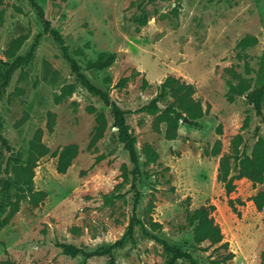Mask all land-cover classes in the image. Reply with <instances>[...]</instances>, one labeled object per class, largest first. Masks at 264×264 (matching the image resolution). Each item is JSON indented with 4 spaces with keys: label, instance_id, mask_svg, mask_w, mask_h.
I'll list each match as a JSON object with an SVG mask.
<instances>
[{
    "label": "rangeland",
    "instance_id": "obj_1",
    "mask_svg": "<svg viewBox=\"0 0 264 264\" xmlns=\"http://www.w3.org/2000/svg\"><path fill=\"white\" fill-rule=\"evenodd\" d=\"M36 1L43 16L30 0H0V264H167L168 252L138 223L112 258L94 254L119 239L132 216L199 264H264V206L253 203L264 182L236 178L227 194L217 179L222 154L249 155L264 141V97L261 113L247 97L264 79V0ZM45 20L80 72L129 111L135 175L110 106L81 84L44 31ZM246 35L256 41L243 46ZM33 44L27 62L14 61ZM108 52L115 61L94 67ZM134 71L140 73L124 87L115 85ZM169 74L193 84V92L167 96L154 113L135 111ZM242 80L246 89L231 93L228 82ZM171 101L184 116L176 123L162 112ZM188 113L199 116L190 121ZM72 144L76 154L59 172L58 155ZM29 159L35 165L22 169ZM9 180L17 185H6ZM201 205L213 206L226 248L194 245L186 210ZM58 242L82 246L90 256L65 254ZM229 252L232 258L224 259Z\"/></svg>",
    "mask_w": 264,
    "mask_h": 264
},
{
    "label": "trees",
    "instance_id": "obj_2",
    "mask_svg": "<svg viewBox=\"0 0 264 264\" xmlns=\"http://www.w3.org/2000/svg\"><path fill=\"white\" fill-rule=\"evenodd\" d=\"M32 6H34L39 15L43 16V11L36 0H30ZM146 22V19H144ZM44 31L49 32L53 38L58 42L62 55L69 61L71 69L77 74L81 84L92 94L97 95L107 106H110V111L113 117V124L117 127V139L123 144L124 149L128 152L129 159L132 162L133 170L132 174L135 175L138 172V160L137 153L135 149V137L129 126L126 123V114L128 110L120 108L116 103H114L107 91L101 87L93 84L83 73L80 72V67L77 62L71 58L68 54V48L65 44L64 38L60 32L50 26L48 20H45ZM256 38L251 35H246L240 40L243 46L254 43ZM21 38L14 40L15 49L20 45ZM35 44H33L30 49L24 54V56H17L15 62H27L33 55ZM6 53H9L8 51ZM10 57L13 56V52L9 54ZM116 59V54L114 52L101 53L98 60L93 64L94 67L104 68L111 65ZM139 71H134L130 75L122 76L116 82L117 87H124L131 76L139 74ZM9 76L3 82L5 87L8 83ZM148 81L145 77L142 78V87L146 88L148 86ZM229 90L231 93H242L246 89L245 81L242 80L239 84L234 85L232 82H228ZM193 84L186 83L173 75H167L158 85L157 92L154 97H152L146 104L142 105L135 111L138 112H149L154 113L160 110L159 103L163 104V100L167 96H172L179 98V96L188 95L193 92ZM248 99L253 104V107L257 113H261V104L264 97V79L257 87L253 88L248 94ZM162 112L169 116L173 122H177L179 119L183 118L182 109L179 108L178 104L171 101L164 103ZM199 116L198 113H188V118L190 121H194ZM102 118V114H98V119ZM196 124V122H194ZM197 125V124H196ZM77 148L75 145L65 146L58 155L57 160V170L59 172H65L71 159L76 154ZM231 159L235 162L237 166V174H231ZM35 165L31 159L27 160L23 166H20L24 170H30V168ZM127 176L126 173H124ZM245 177L253 182V184H262L264 182V141L258 140L251 152V154L238 153L237 149L229 154H222L219 158L218 168H217V179L223 183L226 193L229 194L233 189V181L236 178ZM8 186H16L17 184L13 180L6 181ZM230 206H233V200L229 199ZM253 203L258 210H261L264 206V189H259L253 197ZM212 205H201L192 210L187 209L186 220L189 226L192 227V241L197 248L205 250L206 248H201L200 244L208 241L209 246L218 244L217 247H227L228 243L223 241V234L221 228L217 222H215L211 212ZM138 223L144 234H147L150 238L159 242L164 250L169 254V260L167 264H176L177 260H185L190 264H199L194 256L186 250H182L179 247L173 246L166 240L160 238L156 234H149L146 230V221L140 220L135 216L130 219L125 233L117 240L103 246L98 252L94 254L99 255H109L112 258L111 251L115 248H120L125 243V238L127 235H131L134 231V225ZM149 225L152 229L158 228L159 223L149 221ZM57 246L62 248V252L70 256H77L82 254L85 258L90 256L82 246H77L68 242H58ZM233 253L229 252L224 259L232 258Z\"/></svg>",
    "mask_w": 264,
    "mask_h": 264
}]
</instances>
